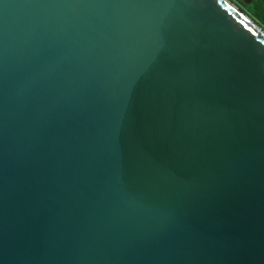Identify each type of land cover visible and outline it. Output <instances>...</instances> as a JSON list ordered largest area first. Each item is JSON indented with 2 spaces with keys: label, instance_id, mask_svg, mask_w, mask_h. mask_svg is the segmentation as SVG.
Segmentation results:
<instances>
[{
  "label": "water",
  "instance_id": "95a60500",
  "mask_svg": "<svg viewBox=\"0 0 264 264\" xmlns=\"http://www.w3.org/2000/svg\"><path fill=\"white\" fill-rule=\"evenodd\" d=\"M0 264H264L263 30L229 0H0Z\"/></svg>",
  "mask_w": 264,
  "mask_h": 264
},
{
  "label": "trees",
  "instance_id": "16d2710c",
  "mask_svg": "<svg viewBox=\"0 0 264 264\" xmlns=\"http://www.w3.org/2000/svg\"><path fill=\"white\" fill-rule=\"evenodd\" d=\"M264 32V0H250L245 3L242 0H229Z\"/></svg>",
  "mask_w": 264,
  "mask_h": 264
}]
</instances>
